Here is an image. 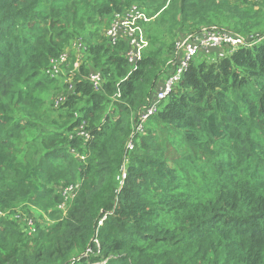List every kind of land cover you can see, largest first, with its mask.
<instances>
[{
	"label": "trees",
	"instance_id": "trees-1",
	"mask_svg": "<svg viewBox=\"0 0 264 264\" xmlns=\"http://www.w3.org/2000/svg\"><path fill=\"white\" fill-rule=\"evenodd\" d=\"M134 5L150 20L131 63L106 30ZM210 25L253 44L193 62L127 151L176 40ZM0 210V264H264V0H0Z\"/></svg>",
	"mask_w": 264,
	"mask_h": 264
},
{
	"label": "built area",
	"instance_id": "built-area-1",
	"mask_svg": "<svg viewBox=\"0 0 264 264\" xmlns=\"http://www.w3.org/2000/svg\"><path fill=\"white\" fill-rule=\"evenodd\" d=\"M149 20L148 15L138 6L134 5L124 9L121 13H115L106 30V35L111 38L113 43H116L121 37L128 40L130 48L127 52V57L131 63H135L142 58L143 50L148 47V40L142 25ZM252 40V36L249 38L244 37L222 26H205L192 31L185 37L179 38L175 42L170 59L171 66L173 63L171 74L156 88L154 95L150 96L146 103L137 111L134 128L127 143V151L135 148L136 139L144 133L148 119L159 111L162 102L171 94L173 88L180 82L184 73L195 61L197 56L203 55V59H209L211 61L218 60L226 57L241 46L252 45ZM74 45H77L81 50L83 48L82 42L80 41L75 42ZM68 59V52L64 51L60 53L57 58L51 59L47 73L51 77H56L61 74ZM89 80L94 84L95 88H101L102 76L99 72L91 73ZM65 101L66 95L60 94L55 100V105L60 106ZM84 126L85 123L80 127L79 134L88 141L91 134L86 132ZM81 158L84 159V156H81ZM127 161L128 158L122 166V179L126 177ZM79 187L80 182H76L66 184L61 188L64 201L61 203L60 208L63 211H67ZM8 213L0 210V217ZM14 217L22 221L28 227L29 232L36 230L35 219L24 211L15 212Z\"/></svg>",
	"mask_w": 264,
	"mask_h": 264
},
{
	"label": "rangeland",
	"instance_id": "rangeland-1",
	"mask_svg": "<svg viewBox=\"0 0 264 264\" xmlns=\"http://www.w3.org/2000/svg\"><path fill=\"white\" fill-rule=\"evenodd\" d=\"M211 26V25H210ZM212 26H221V25H212ZM203 27H205V26H203ZM223 27V26H222ZM224 28H226V27H224ZM145 28H143V30H144ZM198 30V29H197ZM195 31V30H194ZM192 32V31H191ZM191 32H188V33H186L185 35H183V36H181L180 38H182V37H185L187 34H189V33H191ZM179 39V38H178ZM177 39V40H178ZM252 39H254L253 37H252ZM176 40V41H177ZM74 43L75 42H73L72 43V46H71V49L72 50H74L75 51V56L77 57V59H76V62H75V65H76V67H78L79 66V62H81L80 60L82 59V56H83V54H82V50L81 49H79L78 47H77V45H74ZM71 49H70V51L68 52V51H66V52H68V54H69V56H70V58H71V55L70 54H72L71 53ZM146 49V48H145ZM145 49L143 50V54H144V52H145ZM69 58V59H70ZM203 55H199V56H197L196 58H195V61L194 62H201L202 60H203ZM73 62L71 61L70 62V64L69 65H71ZM171 67H173V63H172V66ZM66 71V69H65V66L63 67V69H62V73L63 72H65ZM73 70L71 71V69L69 68V71L67 72V73H65V75L66 76H61V77H64V80L68 83V89H71L72 87H73V84H72V82L74 81V79H73ZM65 94V93H64ZM60 95V94H59ZM67 95V94H66ZM23 211L25 210V211H28V210H26L23 206H22V208H21ZM41 221H43V219L42 218H44V217H42V215H41Z\"/></svg>",
	"mask_w": 264,
	"mask_h": 264
},
{
	"label": "crops",
	"instance_id": "crops-1",
	"mask_svg": "<svg viewBox=\"0 0 264 264\" xmlns=\"http://www.w3.org/2000/svg\"><path fill=\"white\" fill-rule=\"evenodd\" d=\"M163 82H161L159 85H161Z\"/></svg>",
	"mask_w": 264,
	"mask_h": 264
}]
</instances>
